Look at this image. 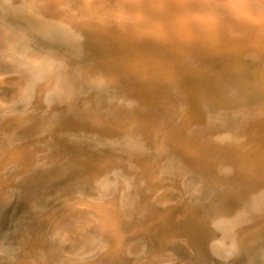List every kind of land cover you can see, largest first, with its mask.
I'll list each match as a JSON object with an SVG mask.
<instances>
[{
    "label": "rangeland",
    "instance_id": "rangeland-1",
    "mask_svg": "<svg viewBox=\"0 0 264 264\" xmlns=\"http://www.w3.org/2000/svg\"><path fill=\"white\" fill-rule=\"evenodd\" d=\"M43 1L0 0V264H264L256 50L227 28L123 42L77 16L84 0L62 19ZM244 129L262 166L222 146ZM103 201L107 222L85 211Z\"/></svg>",
    "mask_w": 264,
    "mask_h": 264
},
{
    "label": "bare ground",
    "instance_id": "bare-ground-1",
    "mask_svg": "<svg viewBox=\"0 0 264 264\" xmlns=\"http://www.w3.org/2000/svg\"><path fill=\"white\" fill-rule=\"evenodd\" d=\"M45 1L46 0H44L43 2H45ZM56 1L58 3V4L56 3L58 8L56 9L57 12L56 13L54 12V15H53L54 17H58V16L61 17V15H63L64 10H66L68 8L71 9L72 7H74L73 6V2H72L73 0L72 1L71 0H56ZM34 2H35V0H34ZM83 4H84V6H83L82 10H80L81 7H79V9H77V13H78L77 16L78 17L80 16V18H81V16H82V18H83L86 15H91V16L97 17L98 21L100 23V27H102L106 31L108 30V32H109V30L113 31L116 38L124 39L123 42L125 41V37L129 33V31H130V33H133V31L131 32V30H134V32L135 31H139V30L143 31L142 28L143 29L146 28L147 29L146 31H148V30L150 31V32H148L149 34L151 33L150 35H152V33L153 34L154 33L163 34L165 32L169 33V31H171V33H174V32L177 33V34L179 33V36L181 35V36H183V38L186 37L187 41L188 40L194 41L197 37H200L197 34V32L194 31V29H199L198 30V31H200L199 34L201 33L202 36H204L206 41L210 42V41L214 40L213 43H219L220 39L223 38V32L225 31L224 29L227 28V30H229L228 36H229L231 42L234 45H237V44H240V43H242V44L245 43V45L248 46V48L250 47V48H253V49L256 50L253 53H257L258 58H259V62H261V65L263 64L261 72L264 75V0H128V1L127 0H84ZM81 6H82V4H81ZM228 7H230L231 10L228 9ZM69 11H71V10H69ZM67 12L68 11L66 10V13ZM71 12H73V11H71ZM66 15H68V14H66ZM190 15L191 16L193 15L195 18L197 17L198 18L197 21H195V19L193 20L194 17H191ZM68 17L69 16H67V18ZM74 17L75 16H73V18ZM218 18H220V20L223 19L224 22L222 23V22H220V20L218 21L217 20ZM58 19H60V18H58ZM61 19H62V17H61ZM85 21H87V20H85ZM86 24H85V26H86ZM167 33H166V35H167ZM156 34H154V35H156ZM136 35H138V37H139V34L136 33ZM166 35L165 36L162 35V36H164L166 38ZM162 36H161V38H164ZM133 37H134V35H133ZM157 37H159V36H157ZM140 38L143 39L144 37L140 36ZM147 38H149V36ZM151 40H153V39H151ZM140 41L138 40L137 43H139ZM144 41L145 40L143 39V42ZM172 41H174V40H172ZM149 42L155 43V41L154 42L153 41H149ZM156 42H158V41H156ZM153 45H151V46H153ZM156 45H158V44H156ZM131 46H133V45H131ZM233 47H235V46H233ZM139 50L140 49H138V52H139ZM182 52H184V51H182ZM251 55H253V54H251ZM130 57H132V56H130ZM148 58H150V57H148ZM141 59H139V60H141ZM253 59H255V58H253ZM149 60L148 61L150 63L151 59H149ZM238 60H240V59H238ZM116 61H119V60H116ZM133 62H134V60H133ZM143 63L145 64L146 60ZM149 63H146V64H149ZM128 66H130V65H128ZM116 68L117 67H115V69ZM130 68L131 67H129L128 69H130ZM9 69H10V67H9ZM6 70H7V68H6ZM114 72H115V70H114ZM129 73H131V71ZM94 75H95V72H94ZM93 77H95V76H93ZM8 81H9L8 79L0 77V98H1L0 99V109L1 108L4 109L7 106V101L8 100L5 101V100L2 99V95L5 92L1 89V87L4 86L5 84H7ZM260 83L262 84L263 87L261 86V84H259V85L257 84L256 88L261 93H264V83H263V81L260 82ZM7 85H10V84H7ZM19 85H20V83H19ZM42 86H43V84H42ZM12 87L14 88V86H12ZM22 87H24V83H23ZM63 89L65 91L64 93H68L70 96H74L75 95L74 91L70 87H68L67 85L63 86ZM19 90H20V88H19ZM74 99H73V101H74ZM12 109H13V105H12ZM246 128H248V127H246ZM245 129H244V132H242V133L240 131L241 134L239 132H237V134L239 133L238 135L235 134L236 133V131H235L234 134H235L236 137L233 138L235 140H233V139L232 140L236 141L237 143L235 142L233 144L232 141L230 140V141H227V142L223 143L222 146H223L224 149L227 150L228 153H231L233 155H237L238 154L237 156L240 157L241 162H243V164L247 168H251V167H254V166H262V165L259 164L260 162H257L258 158H257V156H256V154L254 152V149L257 150V148H259V147H260L259 150H261V146H259L257 148H255V147L253 148V146L250 145L249 141L252 143V140L251 139L249 140V137H250L249 136V132H252V131L247 132V131H245ZM240 130H243V128L240 129ZM253 136L250 137V138H254ZM225 139H226V137H225ZM225 139H223V140H225ZM236 145H238L240 148L237 147ZM235 146L237 148H239L240 150L238 151V149L235 148ZM261 169L264 170V168H261ZM92 173H93V171H92ZM260 177H261V175H260ZM260 181H261V184H262V179H260ZM90 182L88 181V183H90ZM72 198H74V197H72ZM77 199H79V198H77ZM103 202H106V201H103ZM103 202H101V203H103ZM83 204H86V202L83 201ZM110 205L111 204L109 202H106V203H104V205H102V209L101 210H97V211H95L96 209L94 207H92V206L90 207V205H87V207H89V208H86L85 211L89 212L91 216L97 217V218H99V220L101 218V220L107 222V221H109L110 215L112 214L111 211H110ZM7 208H8V206L4 205V207L2 209H0V211H6ZM260 230H262V229L260 228ZM260 233H261V231H260ZM251 234H254V233H251ZM44 262L42 261V262H40V264H44Z\"/></svg>",
    "mask_w": 264,
    "mask_h": 264
},
{
    "label": "water",
    "instance_id": "water-1",
    "mask_svg": "<svg viewBox=\"0 0 264 264\" xmlns=\"http://www.w3.org/2000/svg\"><path fill=\"white\" fill-rule=\"evenodd\" d=\"M4 205L8 206L7 202L5 199L0 198V209L4 207ZM6 208V207H5ZM1 221V220H0ZM2 223V222H1Z\"/></svg>",
    "mask_w": 264,
    "mask_h": 264
}]
</instances>
